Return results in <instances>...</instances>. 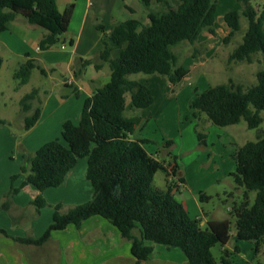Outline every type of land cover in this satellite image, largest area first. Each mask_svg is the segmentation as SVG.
Segmentation results:
<instances>
[{
	"label": "trees",
	"instance_id": "1",
	"mask_svg": "<svg viewBox=\"0 0 264 264\" xmlns=\"http://www.w3.org/2000/svg\"><path fill=\"white\" fill-rule=\"evenodd\" d=\"M141 1L147 10V20L129 18L115 25L107 34L110 42L105 41L100 51V58L111 67L109 82L85 99L78 124L71 120L64 122L62 139L49 140L34 151L21 146V170L11 176L10 188L0 199V210L7 211L14 223H20L26 216V209L15 207L13 198L22 187L32 184L40 193L32 200L34 213L28 217H36L49 205L43 192L60 186L83 157L88 160L86 177L94 187L93 197L80 204L53 205V221L39 237L11 236L1 227L0 233L24 244L43 245L54 230L64 229L69 224L81 227L89 217L101 215L131 242L137 264L148 259L154 250L147 241L180 248L189 264H230L232 255L240 252L238 245L233 250L223 248L220 260L213 255L212 248L217 243L225 247L234 236L252 242L255 254L264 252V134L239 145L231 154L236 162V170L231 175L236 187L243 188V199L234 203L231 218L211 219L202 224L203 218L190 216L176 197L185 184L177 156H172L171 151L167 153L169 159L149 153L145 143L150 140L134 138L135 124L125 115L128 94L137 108L149 107L154 102L151 88L130 75L159 74L166 76L173 85L189 75L190 69L180 61L173 47L188 41L195 45L193 55L200 53L196 43L201 33L217 34V0H178L177 4L172 0H156L166 3L163 8L154 0ZM238 1L242 10H231L224 15L230 28L224 41L228 42L241 30V18L245 17L248 27L229 60L252 63L255 54H264V5L256 7L252 0ZM74 9V2L61 11L57 0H0V33L9 21L21 14L47 30L39 43L41 50L67 41L73 45L74 39H67L66 32ZM113 49L119 50L116 58L111 57ZM261 62L263 67L256 73V82L247 88L229 78L228 82L211 85L203 92L196 91L191 108L197 119L195 131L201 144H206V135L199 127L203 119L221 127L241 120H245L249 128L261 124L264 56ZM90 63V59L83 62L85 66ZM34 68L45 73L33 59L21 64L14 73L19 85L29 81ZM74 92L80 96L78 88H74ZM38 93L35 88L23 96V110L33 109ZM40 115L41 108L34 107L32 114L25 117L26 131L36 125ZM173 143V140H166L163 147L170 148ZM160 151L158 149L157 154ZM160 169L166 175L164 189L154 186L155 174ZM21 173H25L26 178L16 187L14 181ZM252 191L256 192L254 201L250 198ZM199 198L204 201L210 196L200 192ZM19 210L21 213L16 214Z\"/></svg>",
	"mask_w": 264,
	"mask_h": 264
},
{
	"label": "crops",
	"instance_id": "2",
	"mask_svg": "<svg viewBox=\"0 0 264 264\" xmlns=\"http://www.w3.org/2000/svg\"><path fill=\"white\" fill-rule=\"evenodd\" d=\"M71 2L75 3V9L66 32L67 39H74L73 45L69 43L70 47L68 44L66 46L63 44L60 47L54 45L46 50H41L39 43L47 30L38 24L29 22L21 14L9 21L7 28L0 33V88L2 76L10 70V74L14 78L15 71L28 59L35 60L44 68L45 73L40 72L51 78L56 86L55 89L48 90L43 86L33 85L31 83L33 71L38 69L34 68L27 83L19 85V80L14 78L16 82H14L13 88L9 92H0L1 125H16L24 129L25 117L32 114L34 107L41 108L39 120L29 130L40 129L43 132L39 143L37 140V144L41 145L34 147L36 143H31V141L25 145L21 143L22 146L32 151L49 140L62 139L64 122L71 120L78 124L85 99L91 96L95 89L109 82L111 67L109 62L100 58V51L103 49L104 42L109 41L107 34L112 28L129 18H140L141 13L144 12L147 17L146 8L141 0L139 4L137 0H57L61 11ZM226 27L224 31L228 34L230 28ZM203 33L204 31L198 39L201 45L211 41L214 37L207 32L208 35L202 39ZM63 46L65 47L63 48ZM211 49H208L207 46V51ZM118 55L119 50L113 49L111 57L116 58ZM86 59H90L92 63L85 66L83 62ZM96 64H99L100 68H97ZM88 66H92L94 69L90 76L85 73ZM57 69L67 71L70 75L66 77L62 74L61 78L52 77V72ZM149 75L160 77L167 92L169 89H174L175 85L166 76ZM137 80L144 83L141 79ZM61 84L67 86V90L61 91L59 88ZM148 86L150 87V85ZM35 88L39 90V93L33 102L34 107L25 111L21 100L25 94ZM74 88H78L80 96L75 94ZM155 102L154 96L153 104ZM152 105L146 108H137L132 103V97L127 95L125 115L135 124L134 138L150 140L144 135L134 136V134L137 130H144L154 115L152 110H148ZM1 120H5V123H2ZM148 144L150 142L145 143L147 151L158 157L157 149L153 151ZM87 166V157L80 158L60 186L47 188L43 195L49 205L43 207L40 214L33 218L28 217L34 213V206L31 202L40 191L32 184L22 187L14 196L13 204L17 208L26 209V205L29 203L28 215L24 216L20 223H14L10 214L1 210L5 214H0V227L6 229L11 236L25 237L27 228L24 230L21 227L30 226L32 230L30 235L41 236L53 221V205L57 203L75 205L84 203L93 197L94 187L86 177ZM20 170L21 163L19 165L17 162L0 164V199L10 188L11 176L20 173ZM25 178L26 174L21 173L14 181V185L21 186ZM184 185L176 193V197L187 209V202L178 195L181 196ZM238 189L243 192L242 188ZM19 212L21 213L20 210L15 211L16 214ZM207 221L208 219L203 218L202 224ZM232 233H235V228ZM243 241L245 240H239L234 236L225 247L217 243L212 248L213 255L220 260L223 248L233 250L238 245L240 252L232 255L230 264H255L252 260V253L249 251V247L254 249V244L250 241V244H244ZM147 243L152 245L154 250L149 258L141 261L140 264H189L187 256L180 248L168 247L152 241H147ZM131 245L130 241L122 237L120 230L114 224L101 215H93L86 219L81 227L69 224L64 229L54 230L51 238L43 245L24 244L0 233V264H137V258L132 253ZM244 255L246 259L243 263Z\"/></svg>",
	"mask_w": 264,
	"mask_h": 264
},
{
	"label": "rangeland",
	"instance_id": "3",
	"mask_svg": "<svg viewBox=\"0 0 264 264\" xmlns=\"http://www.w3.org/2000/svg\"><path fill=\"white\" fill-rule=\"evenodd\" d=\"M172 1L175 4L179 2L178 0ZM137 3H141L140 0H137ZM154 3L160 8L166 6L165 2L154 0ZM252 3L256 7H262L264 0H252ZM242 8L243 6L238 0H217L215 28L218 34L211 41L202 45L199 41L196 43L200 51L197 56L193 55L195 45L188 41L173 47V50L180 56V61L191 69L189 76L175 85L174 89H169L167 92L160 77L144 73L130 75L131 78L141 79L150 85L156 98V102L148 109L152 110L154 115L146 124L145 129L137 130L134 136L144 135L149 138V148L153 151L161 149L158 154L160 158L169 159L168 151H171L172 156H177L185 178L181 196L178 195L187 202L186 210L192 217L208 220L231 218L230 213L234 203H239L243 199V192L238 189L242 187L236 188V183L231 175L236 170L235 160L231 154L239 145L256 140L264 134V111L261 112V124L256 128H249L245 120L234 125L221 127L213 124L207 118L203 119L199 127L206 135V144L199 142L195 131L197 119L193 115L191 103L196 96V91L203 92L211 85L228 82L229 78H233L235 82L247 88L256 82V73L263 67L261 62L263 53L255 54L252 63L229 60L230 53L242 41L243 34L248 27V20L242 17L241 30L228 42H225L224 37L227 33L224 29L228 25L224 20V15L231 10H242ZM140 18L146 21V12L141 13ZM207 35V31H204L202 39ZM63 44L65 46L68 44L70 47L68 41L58 43L56 46L60 47ZM207 46L208 49H212L207 51ZM92 71H94L92 66H88L85 73L90 76ZM33 72L31 79L33 85H40L48 90L56 88L52 79L46 77L40 70L35 69ZM50 72L52 71L50 70ZM62 74L66 77L70 75L67 71L57 69L52 72V77L61 78ZM14 78L8 70L2 76L0 92H9L16 82V78ZM59 88L61 91L67 90V86L63 84ZM127 114L129 115V113ZM204 116L206 117V115ZM28 131L16 125L0 124V164L17 162L18 165L19 163L22 165V144L25 145L31 141V143H36L34 147L41 145L37 144V140L39 143L43 132L40 129ZM169 139L173 140L174 143L170 148H164L165 141ZM154 186L160 189L166 187V175L162 169L155 174ZM200 192H205L210 196V199L201 201ZM255 196L256 192L252 191L250 193L251 201H254ZM28 205L29 203L26 205V215H28ZM5 212L0 210V214H5ZM232 221V230L234 231V220ZM21 228L24 230L27 228L26 235L32 233L30 226H22ZM243 243L250 244L249 241H243ZM252 249L253 247H249L253 262L264 264V254L262 252L255 254V250ZM245 250L247 251L246 248ZM245 259L244 255L243 263Z\"/></svg>",
	"mask_w": 264,
	"mask_h": 264
},
{
	"label": "built area",
	"instance_id": "4",
	"mask_svg": "<svg viewBox=\"0 0 264 264\" xmlns=\"http://www.w3.org/2000/svg\"><path fill=\"white\" fill-rule=\"evenodd\" d=\"M65 46H63V48H64Z\"/></svg>",
	"mask_w": 264,
	"mask_h": 264
}]
</instances>
